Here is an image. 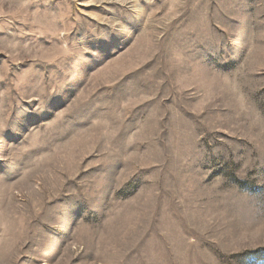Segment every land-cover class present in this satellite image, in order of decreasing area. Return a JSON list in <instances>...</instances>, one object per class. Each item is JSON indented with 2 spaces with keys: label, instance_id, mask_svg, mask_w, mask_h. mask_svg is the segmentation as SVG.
Listing matches in <instances>:
<instances>
[{
  "label": "rangeland",
  "instance_id": "374dc122",
  "mask_svg": "<svg viewBox=\"0 0 264 264\" xmlns=\"http://www.w3.org/2000/svg\"><path fill=\"white\" fill-rule=\"evenodd\" d=\"M0 264H264V0H0Z\"/></svg>",
  "mask_w": 264,
  "mask_h": 264
}]
</instances>
